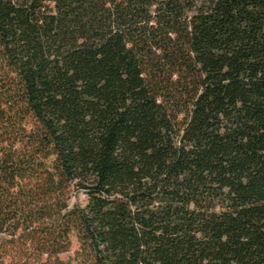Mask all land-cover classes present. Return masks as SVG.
I'll return each mask as SVG.
<instances>
[{
  "label": "trees",
  "instance_id": "1",
  "mask_svg": "<svg viewBox=\"0 0 264 264\" xmlns=\"http://www.w3.org/2000/svg\"><path fill=\"white\" fill-rule=\"evenodd\" d=\"M75 230L77 264H264V0H0V264Z\"/></svg>",
  "mask_w": 264,
  "mask_h": 264
},
{
  "label": "rangeland",
  "instance_id": "2",
  "mask_svg": "<svg viewBox=\"0 0 264 264\" xmlns=\"http://www.w3.org/2000/svg\"><path fill=\"white\" fill-rule=\"evenodd\" d=\"M87 200V196L83 191H80L78 195H72L70 198L71 203L77 202L79 204H85ZM71 238V247L69 251L61 253L59 256L60 258L67 262L68 264H77L75 260V252L79 249L80 247V242L78 239V232L75 230L72 232L70 235Z\"/></svg>",
  "mask_w": 264,
  "mask_h": 264
}]
</instances>
